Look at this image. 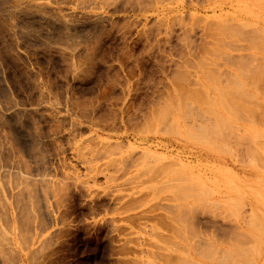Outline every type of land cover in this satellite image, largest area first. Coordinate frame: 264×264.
Segmentation results:
<instances>
[{"label":"rangeland","instance_id":"rangeland-1","mask_svg":"<svg viewBox=\"0 0 264 264\" xmlns=\"http://www.w3.org/2000/svg\"><path fill=\"white\" fill-rule=\"evenodd\" d=\"M262 42L264 0H0V264H264Z\"/></svg>","mask_w":264,"mask_h":264},{"label":"bare ground","instance_id":"bare-ground-1","mask_svg":"<svg viewBox=\"0 0 264 264\" xmlns=\"http://www.w3.org/2000/svg\"><path fill=\"white\" fill-rule=\"evenodd\" d=\"M243 24H244V23H243ZM260 38H261V37H260ZM260 38H259V40L261 41L262 38H261V39H260ZM259 40H258V41H259ZM262 43H264V42H262ZM263 45H264V44L261 45L262 48H264ZM261 59H263V58H261ZM241 61H242V60H241ZM248 61H249V60H248ZM252 61H253V60H252ZM252 61H251V62H252ZM251 62H250L249 64H251ZM254 62H255V61H254ZM256 62H257V61H256ZM256 62H255V63H256ZM243 65H244V64H243ZM243 65H242V66H243ZM243 67H244V66H243ZM249 67H250V66H249ZM249 67H248V68H249ZM252 68H253V67H252ZM258 68L260 69V67H258ZM258 68H256V69H258ZM252 70H253V69H252ZM254 70H255V69H254ZM261 70H262V69L257 70V71L261 74V72H260ZM255 71H256V70H255ZM257 71H256V73H257ZM242 73H243V72H242ZM242 73H241V74H242ZM262 73H263V72H262ZM252 74H253V73H252ZM242 75H243V74H242ZM255 75H256V74H255ZM250 79H251V78H250ZM237 80H238V79H237ZM237 80H236V81H237ZM252 80H253V79H252ZM252 80H251V81H252ZM256 80H257V79H256ZM237 82H238V81H237ZM240 82H241V81H240ZM241 83H242V82H241ZM241 83H240V84H241ZM250 83H251V82H250ZM255 83H256V82H255ZM240 84H239V85H240ZM251 84L254 85V83H251ZM262 84H263V83H262ZM241 85H243V84H241ZM241 85H240V86H241ZM254 86H255V85H254ZM256 86H257V84H256ZM252 87H253V86H252ZM243 88H244V87H243ZM257 88H258V87H257ZM253 89H255V88H253ZM215 90H216V89H215ZM217 90H218V89H217ZM257 90H259V89H257ZM261 90H262V89H261ZM220 92H221V90H220ZM261 92H262V91H261ZM194 94H196V93H194ZM200 94H201V93H200ZM217 94H218V93H217ZM196 96H197V95H196ZM249 96H250V95H249ZM200 97H201V96H200ZM255 97H256V96H255ZM196 98H198V96H197ZM252 100H253V99H252ZM195 101H196V100H195ZM197 101H198V100H197ZM199 101H202L201 98H200ZM199 101H198V102H199ZM203 101H204V100H203ZM203 101H202V102H203ZM236 101H238V100H236ZM253 101H254V100H253ZM253 101H252V102H253ZM256 101H258V100L256 99ZM243 102H244V101H243ZM247 102H248V101H247ZM199 103H200V102H199ZM203 103H204V102H203ZM237 103H239V101H238ZM237 103H235V104L237 105ZM246 104H249V102L246 103ZM240 105H241V104H240ZM240 105H237V107H239ZM243 105H245V104L243 103ZM256 106H257V105H256ZM240 107H241V106H240ZM240 107H239V108H240ZM247 107H248V106H247ZM259 107H260V106H259ZM208 108H209V107H208ZM239 108H238V109H239ZM256 108H258V106H257ZM252 109H253V108H252ZM245 110H247V109H245ZM248 110H249V109H248ZM248 110H247V112H248ZM184 111H185V110H184ZM207 111H208V110H207ZM214 111H215V110H212V112H214ZM224 111H225V110H224ZM253 111H256V109L254 108ZM260 111H261V110H260ZM208 112H209V111H208ZM216 112H217V111H216ZM216 112H215V113H216ZM227 112H228V111H227ZM257 112H258V110H257ZM186 113H187V112H186ZM209 113H210V112H209ZM218 113H219V112H218ZM228 113H229V112H228ZM239 113H240V112H239ZM241 113H242V112H241ZM210 114H211V113H210ZM257 114H259V113H257ZM214 115H216V117H219V116H220V115L217 116V113L214 114ZM221 116H222V115H221ZM221 118H222V117H221ZM222 119H223V118H222ZM216 120H217V118H216ZM223 120H224V119H223ZM225 120H226V119H225ZM227 121H228V120H227ZM218 122H219V121H218ZM223 122H224V121H223ZM230 123H231V122H230ZM231 124H232V123H231ZM220 125H221V124H220ZM224 125H225V124H224ZM230 126H231V125H230ZM230 126H229V127H230ZM232 126H233V125H232ZM216 127H217V125H216ZM225 127H227V125H225ZM233 127H234V126H233ZM219 128H220V126H219ZM230 129H231V128H230ZM205 130H206V129H205ZM255 131H256V130H255ZM207 132H209V131H207ZM207 132H206V133H207ZM232 132H233V131H232ZM206 133H205V134H206ZM210 133H211V131H210ZM233 133H234V132H233ZM256 133H257V132H256ZM208 134H209V133H208ZM211 134H212V133H211ZM211 134L208 135V136H211ZM254 134H255V133H254ZM257 134L259 135V133H257ZM255 136H256V134H255ZM259 136L261 137V135H259ZM213 138H214V135H213ZM257 140H258V139H257ZM229 210H230V209H229ZM230 212H231V211H230ZM233 214H234V212H233ZM230 215H231V213H230ZM262 215H263V214H262ZM263 217H264V216H263ZM252 218H253V217H252ZM254 218H256V217H254ZM255 220H256V219H255ZM252 222H253V221H252ZM254 222H255V221H254ZM254 222H253V223H254ZM256 222H257V221H256ZM251 224H252V223H251ZM257 225H258V224H257ZM259 225H260V224H259ZM252 226H254V224H253ZM250 227H251V226H250ZM252 228H253V227H252ZM254 229H255V228H254ZM261 230H262V229H260V231H261ZM260 231H259V232H260ZM176 232H177V231H176ZM261 233H262V232H261ZM250 235H251V234H250ZM241 238H242V237H241ZM255 238H256V237H255ZM172 239H173V238H172ZM170 240H171V239H170ZM233 241H234V240H233ZM259 241H260V240H259ZM231 242H232V241H231ZM251 243H252V242H251ZM244 244H245V243H244ZM177 247H178V246H177ZM244 248H245V247H244ZM241 250H242V249H241ZM232 251L234 252V249H233ZM235 251H236V250H235ZM243 251H244V250H243ZM250 251H251V250H250ZM240 252H241V251H240ZM222 253H223V252H222ZM230 253H231V252H230ZM234 253H235V252H234ZM237 253H238V252H237ZM243 253H244V252H243ZM208 254H209V252H208ZM231 254H232V253H231ZM255 254H256V253H255ZM255 254H254L253 256H255ZM219 255H220V254H219ZM236 255H237V254H236ZM239 255H240V254H239ZM242 255H243V254H242ZM244 255H245V254H244ZM258 255H259V254H258ZM258 255H257V257H258ZM245 256H246V255H245ZM248 256H249V255H248ZM164 257H165V256H164ZM221 257H222V256H221ZM228 257H229V256H228ZM176 259H177V258H176ZM227 260H228V259H227ZM207 261H208V260H207ZM229 261H230V260H229ZM229 261H228V262L226 261L227 264L229 263ZM238 261H239V262H242V261H240V260H238ZM189 263H190V261H189ZM230 263H231V262H230ZM243 264H245V262H244ZM246 264H247V262H246Z\"/></svg>","mask_w":264,"mask_h":264}]
</instances>
